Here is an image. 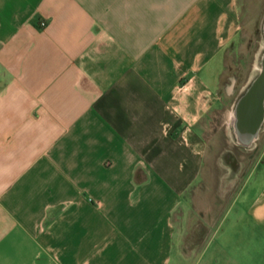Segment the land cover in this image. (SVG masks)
Returning a JSON list of instances; mask_svg holds the SVG:
<instances>
[{"label":"crops","instance_id":"crops-1","mask_svg":"<svg viewBox=\"0 0 264 264\" xmlns=\"http://www.w3.org/2000/svg\"><path fill=\"white\" fill-rule=\"evenodd\" d=\"M241 32L239 0H0V264H264V140L208 166Z\"/></svg>","mask_w":264,"mask_h":264},{"label":"rangeland","instance_id":"rangeland-1","mask_svg":"<svg viewBox=\"0 0 264 264\" xmlns=\"http://www.w3.org/2000/svg\"><path fill=\"white\" fill-rule=\"evenodd\" d=\"M240 17L242 23L241 37L235 46L229 51L227 55L226 67L223 80V93L225 87L231 84V78H236V88H240L245 82L250 80L257 72V61L262 52L264 34V0H239ZM223 117V116H222ZM221 116L214 124V129L209 132V139L211 142V158L209 161V168L213 170L216 177L212 176V184L220 188L221 176L226 169V163L223 159V154L226 150L232 151L244 164L248 167L249 162L246 158H252L257 154L264 140V130L261 133V141L252 150L245 149L237 145L234 140L230 138V133L226 128H221ZM245 160V161H243ZM217 200L216 193L208 196L207 201L214 203ZM212 209L207 210V217L215 218L220 213L222 205L212 204Z\"/></svg>","mask_w":264,"mask_h":264},{"label":"water","instance_id":"water-1","mask_svg":"<svg viewBox=\"0 0 264 264\" xmlns=\"http://www.w3.org/2000/svg\"><path fill=\"white\" fill-rule=\"evenodd\" d=\"M256 70L250 86L236 101L231 120L234 142L249 150L254 148L264 130V47Z\"/></svg>","mask_w":264,"mask_h":264},{"label":"flooded vegetation","instance_id":"flooded-vegetation-1","mask_svg":"<svg viewBox=\"0 0 264 264\" xmlns=\"http://www.w3.org/2000/svg\"><path fill=\"white\" fill-rule=\"evenodd\" d=\"M255 76H256V74L250 80H248L246 82V84L243 86V89H241L239 91L240 93H239L238 98L241 97L245 93L246 89L250 86V84H251V82ZM233 79H234V77L231 78V81H233ZM238 98H237V100H238ZM250 150H252V149H250ZM235 158L236 157L234 156V153L228 149L223 154L224 162L226 163V165H228L229 169H231V170H235L237 167H239V163L237 161H235Z\"/></svg>","mask_w":264,"mask_h":264},{"label":"built area","instance_id":"built-area-1","mask_svg":"<svg viewBox=\"0 0 264 264\" xmlns=\"http://www.w3.org/2000/svg\"><path fill=\"white\" fill-rule=\"evenodd\" d=\"M42 24L44 25V24H45V22H42Z\"/></svg>","mask_w":264,"mask_h":264}]
</instances>
